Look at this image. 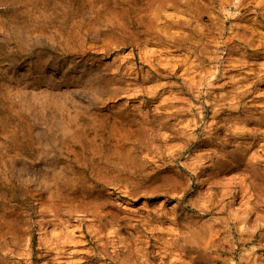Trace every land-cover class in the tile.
Listing matches in <instances>:
<instances>
[{
    "label": "rangeland",
    "instance_id": "rangeland-1",
    "mask_svg": "<svg viewBox=\"0 0 264 264\" xmlns=\"http://www.w3.org/2000/svg\"><path fill=\"white\" fill-rule=\"evenodd\" d=\"M5 95L0 264H264V0H0V125ZM114 111L147 125L133 183L59 139Z\"/></svg>",
    "mask_w": 264,
    "mask_h": 264
},
{
    "label": "bare ground",
    "instance_id": "bare-ground-1",
    "mask_svg": "<svg viewBox=\"0 0 264 264\" xmlns=\"http://www.w3.org/2000/svg\"><path fill=\"white\" fill-rule=\"evenodd\" d=\"M3 99L2 114L4 122L0 125V132L3 139L7 141L8 106L6 95ZM111 118V121H107L104 114H96L89 122L75 124V129L70 127L68 121L63 122L60 125L59 139L69 138L72 142L78 144L81 151L87 153L83 156V160L90 164L97 176L109 179L118 178L133 183L139 176L135 146L140 139L142 140L145 137L147 125L143 121L140 122L134 114H127L124 111H114ZM246 129L248 128L246 127ZM87 131L90 132L91 136L87 134ZM225 142L226 138L217 143L213 149L211 148L213 152L211 170L214 171L212 173H218L217 171L222 168L227 169V167L234 170L236 173L232 177L225 178L226 182L222 185V187L224 186V190H222L224 192H221L220 195L228 193L234 187L240 194L239 196H244L248 193L247 182L243 179L244 173L246 164L253 155L244 152L239 143H236L232 149H226ZM56 188L58 191L60 190L62 196L73 195L62 184ZM100 216L103 215L100 214ZM184 228V231L179 230L178 233L185 239L186 237L191 239L189 225L186 224ZM216 233L218 235V232L212 233L207 245H209V242L215 241ZM172 260L178 264H191L192 261L191 258L186 259L180 253H176Z\"/></svg>",
    "mask_w": 264,
    "mask_h": 264
}]
</instances>
